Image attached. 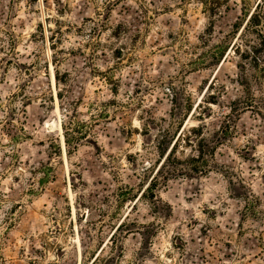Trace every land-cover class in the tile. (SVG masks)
Here are the masks:
<instances>
[{
	"label": "rangeland",
	"instance_id": "374dc122",
	"mask_svg": "<svg viewBox=\"0 0 264 264\" xmlns=\"http://www.w3.org/2000/svg\"><path fill=\"white\" fill-rule=\"evenodd\" d=\"M263 98L264 0H0V264H264Z\"/></svg>",
	"mask_w": 264,
	"mask_h": 264
},
{
	"label": "trees",
	"instance_id": "16d2710c",
	"mask_svg": "<svg viewBox=\"0 0 264 264\" xmlns=\"http://www.w3.org/2000/svg\"><path fill=\"white\" fill-rule=\"evenodd\" d=\"M253 16V14L251 15V17ZM251 17H250V19H251ZM223 55V53H221V56ZM218 57V55H214L213 57H212V59H215L216 60V58ZM199 61H198V65L199 66H204L205 64H204V62H201V59L199 58L198 59ZM264 99V98H263ZM251 101V100H250ZM252 103V102H251ZM245 105L246 106H248V103H245ZM256 106V103H253V107H255ZM262 110H264V109H262ZM259 107L257 108V110H256V112H257V114L258 115H260L261 114V111H262ZM230 112L232 113V112H234V113H232L233 115L235 114V113H237V111L235 110V109H231L230 110ZM164 140L163 141H161V142H159L158 143V150H161L162 149V147L164 146ZM174 148H175V145H173V147L171 148V150L165 155V152H163L162 153V157L163 156H165V159H164V162H168V163H170L171 164V166H174V169L171 171L172 173H178V172H181V171H179V170H181V169H177L175 166H177L178 164L180 165V160L179 159H177L176 157H175V155H176V152H175V150H174ZM199 153H198V155H197V157H192V158H190L189 160H188V163H190V164H192L191 165V167H190V170H191V172H196V173H203V172H205V170H207V165H199L198 163H200L201 164V162H202V164L204 163V164H206V161L205 160H203L202 159V157H203V153H202V151H198ZM199 159H201L202 161L200 162V160ZM195 163H197V164H195ZM194 164V165H193ZM171 174V173H170ZM155 183H156V181L154 182V184H152L151 185V183L148 185V187H147V189L146 190H151V187H154L155 186ZM250 195V197L252 198L251 200L250 199H248V198H246V200H245V202H247V203H250L249 204V207H253V205H255V204H259L260 203V200L257 198V197H255L254 195H252V194H249ZM252 209V208H251Z\"/></svg>",
	"mask_w": 264,
	"mask_h": 264
}]
</instances>
